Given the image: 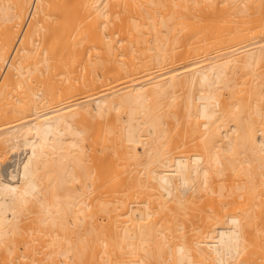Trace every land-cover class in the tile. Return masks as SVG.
<instances>
[{
  "label": "bare ground",
  "instance_id": "1",
  "mask_svg": "<svg viewBox=\"0 0 264 264\" xmlns=\"http://www.w3.org/2000/svg\"><path fill=\"white\" fill-rule=\"evenodd\" d=\"M0 264H264V0H0Z\"/></svg>",
  "mask_w": 264,
  "mask_h": 264
},
{
  "label": "rangeland",
  "instance_id": "2",
  "mask_svg": "<svg viewBox=\"0 0 264 264\" xmlns=\"http://www.w3.org/2000/svg\"><path fill=\"white\" fill-rule=\"evenodd\" d=\"M32 22V21H31ZM90 21H89V18L88 19H86V21L85 22H83L81 25H78V26H82V25H87L88 23H89ZM31 24V23H30ZM65 37V40H66V42H67V44H68V46H73L74 45V43H75V37L73 36V34L71 33H69L68 35H65L64 36ZM52 40V44L53 45H55L56 43H57V37L56 36H53L52 38H51ZM71 48V47H70ZM23 149H21V148H18L17 150H16V152L14 153V154H12V156H10L8 159H11L10 160V162L12 161V163L16 160V159H18V157L20 156V157H22L23 156ZM13 155H15L14 156V158H13ZM15 159V160H14ZM14 160V161H13ZM10 162H7V163H5L4 165L5 166H7V165H9V163ZM11 163V164H12ZM10 164V165H11ZM10 169H12V167H10Z\"/></svg>",
  "mask_w": 264,
  "mask_h": 264
}]
</instances>
